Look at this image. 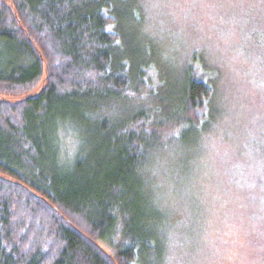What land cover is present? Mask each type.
Returning <instances> with one entry per match:
<instances>
[{
	"label": "trees",
	"instance_id": "obj_1",
	"mask_svg": "<svg viewBox=\"0 0 264 264\" xmlns=\"http://www.w3.org/2000/svg\"><path fill=\"white\" fill-rule=\"evenodd\" d=\"M109 5L0 0V264L164 258L149 172L178 132L206 123L213 91L191 69L163 117L103 114L104 102L151 92L136 61L133 80L125 63L113 66L120 23Z\"/></svg>",
	"mask_w": 264,
	"mask_h": 264
},
{
	"label": "rangeland",
	"instance_id": "obj_2",
	"mask_svg": "<svg viewBox=\"0 0 264 264\" xmlns=\"http://www.w3.org/2000/svg\"><path fill=\"white\" fill-rule=\"evenodd\" d=\"M103 1L120 23L114 68L125 63L133 80L141 67L151 91L104 102L103 114L165 115L191 69L213 91L206 123L178 132L149 172L164 227L159 264H264V0Z\"/></svg>",
	"mask_w": 264,
	"mask_h": 264
}]
</instances>
